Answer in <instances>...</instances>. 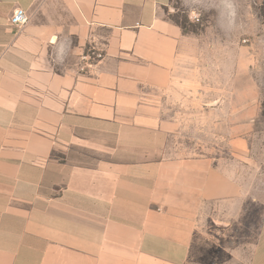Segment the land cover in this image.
<instances>
[{
  "label": "crops",
  "instance_id": "crops-1",
  "mask_svg": "<svg viewBox=\"0 0 264 264\" xmlns=\"http://www.w3.org/2000/svg\"><path fill=\"white\" fill-rule=\"evenodd\" d=\"M169 2L0 0V264H185L204 221L223 223L212 236L238 264H264V182L229 179L213 157L152 160L124 145L179 125L163 101L183 98L176 78L197 41L166 17ZM90 41L104 52L93 63L81 59ZM237 110L243 134L260 107ZM68 148L105 157L72 162Z\"/></svg>",
  "mask_w": 264,
  "mask_h": 264
},
{
  "label": "rangeland",
  "instance_id": "rangeland-1",
  "mask_svg": "<svg viewBox=\"0 0 264 264\" xmlns=\"http://www.w3.org/2000/svg\"><path fill=\"white\" fill-rule=\"evenodd\" d=\"M200 3L201 0H170L165 10L168 19L177 23L186 34L197 41L196 48L194 46L192 48L191 44L186 46L188 57L184 59L176 78L183 83V86L188 85L182 87L183 98L171 94L165 98L167 102L163 101L166 111H162V116L168 115L171 120L177 118L178 127L172 128V131H169L170 129L150 132L137 130L138 132L129 135L130 138H134L135 141L132 143L134 145H131L129 139L127 143L130 144L124 145L130 147L127 148L128 150H132L134 146L136 150L149 152L152 160L178 156L213 157L216 163L230 168L231 171L235 166L236 176L241 181L247 184L262 183L264 182V0H240L244 27L231 35H226L218 29L214 30L216 11L198 10L196 7ZM89 45L100 49L103 57L102 47L90 41L85 46L81 59ZM192 50L193 54L197 53L198 67L192 64ZM208 58H210L209 62H207ZM239 59L247 63L245 77L242 75L238 77ZM96 61L97 59L93 60ZM73 62L74 58L68 55L63 64L56 65V69H61V65H73ZM194 68H198V72ZM191 69L195 74L193 77H197L195 83L199 85L195 102H192V96L186 93L191 91L189 87ZM251 102L258 103L260 115L254 117L247 132L240 134L236 126L237 109ZM196 107L198 110H195ZM239 138H243L244 141L238 143ZM66 152L70 161L87 164L94 163L99 157H105L90 150L75 148H68ZM199 225V231L204 235L200 232L201 239L199 243L195 242L192 251L191 247H188L185 264L239 263L237 256L223 252L220 247L222 243L212 236V232L219 231L217 226L221 227L223 223H216L214 227L212 222L204 221ZM208 233L209 236L206 235ZM234 245L236 240H232V249Z\"/></svg>",
  "mask_w": 264,
  "mask_h": 264
},
{
  "label": "clouds",
  "instance_id": "clouds-1",
  "mask_svg": "<svg viewBox=\"0 0 264 264\" xmlns=\"http://www.w3.org/2000/svg\"><path fill=\"white\" fill-rule=\"evenodd\" d=\"M198 10H212L217 13L214 30L231 35L243 29L244 21L241 15L240 0H201ZM229 179L236 175L235 166L233 171L228 172Z\"/></svg>",
  "mask_w": 264,
  "mask_h": 264
},
{
  "label": "built area",
  "instance_id": "built-area-1",
  "mask_svg": "<svg viewBox=\"0 0 264 264\" xmlns=\"http://www.w3.org/2000/svg\"><path fill=\"white\" fill-rule=\"evenodd\" d=\"M28 21L29 17L26 11L20 7L16 8L9 17V24L17 28L23 27ZM100 58H102V52L94 45H89L86 52L82 56V59L87 63H92L93 60H99Z\"/></svg>",
  "mask_w": 264,
  "mask_h": 264
},
{
  "label": "trees",
  "instance_id": "trees-1",
  "mask_svg": "<svg viewBox=\"0 0 264 264\" xmlns=\"http://www.w3.org/2000/svg\"><path fill=\"white\" fill-rule=\"evenodd\" d=\"M183 29V28H182ZM184 33H186V31L183 29Z\"/></svg>",
  "mask_w": 264,
  "mask_h": 264
},
{
  "label": "bare ground",
  "instance_id": "bare-ground-1",
  "mask_svg": "<svg viewBox=\"0 0 264 264\" xmlns=\"http://www.w3.org/2000/svg\"><path fill=\"white\" fill-rule=\"evenodd\" d=\"M87 45V44H86Z\"/></svg>",
  "mask_w": 264,
  "mask_h": 264
}]
</instances>
